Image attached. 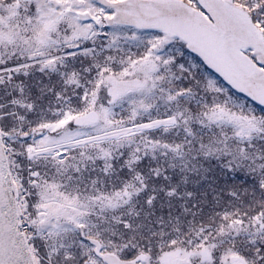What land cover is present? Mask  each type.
Returning a JSON list of instances; mask_svg holds the SVG:
<instances>
[{"label":"snow or ice","instance_id":"obj_1","mask_svg":"<svg viewBox=\"0 0 264 264\" xmlns=\"http://www.w3.org/2000/svg\"><path fill=\"white\" fill-rule=\"evenodd\" d=\"M0 264H264V0H0Z\"/></svg>","mask_w":264,"mask_h":264}]
</instances>
